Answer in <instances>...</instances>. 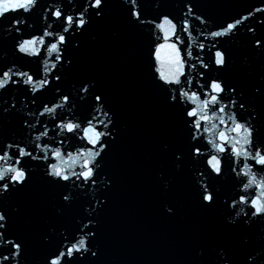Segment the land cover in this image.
<instances>
[{"label": "snow or ice", "instance_id": "1", "mask_svg": "<svg viewBox=\"0 0 264 264\" xmlns=\"http://www.w3.org/2000/svg\"><path fill=\"white\" fill-rule=\"evenodd\" d=\"M169 3L0 0V264H112L103 217L117 181L105 168L122 129L109 87L80 72L78 54L114 9L125 28L148 36V84L175 138L159 143L160 159L188 170L196 207L222 211L230 236L188 264H264V0L220 23L197 0H171L164 11ZM240 42L252 53L245 67L260 62L244 81L229 78L225 48ZM160 182L166 191L173 183L163 173ZM37 191L52 208L43 227L25 209Z\"/></svg>", "mask_w": 264, "mask_h": 264}, {"label": "water", "instance_id": "2", "mask_svg": "<svg viewBox=\"0 0 264 264\" xmlns=\"http://www.w3.org/2000/svg\"><path fill=\"white\" fill-rule=\"evenodd\" d=\"M257 3L259 0H197L198 11L216 23ZM163 10H173L171 0ZM39 28L37 24L35 30ZM113 32L120 33L121 43L114 42ZM93 34L96 39L86 37L78 54L79 69L82 74H98L109 87L123 138L122 147L109 157L105 168L117 181L113 204L103 217L107 259L112 264H188L198 258L201 248L211 255L213 247L230 236L221 230L222 211L204 213L196 207L188 170L178 174L170 159L162 160L158 155L159 143L174 144L175 138L172 117L158 111L157 94L148 84L147 34L125 28L115 9L109 24L102 30L94 29ZM7 48L11 53L10 42ZM225 48L234 61L230 79L249 80L259 71L258 59H252L250 68L243 64L245 57L252 56L246 42L226 44ZM29 67L34 70L36 65ZM43 99H51V94ZM162 173L173 181L167 191L160 182ZM223 191L231 194V185ZM169 204L176 208L175 216L166 214ZM25 209L41 227V218L52 215L47 196L39 191L34 203L25 202ZM242 255L237 249L236 259L241 260Z\"/></svg>", "mask_w": 264, "mask_h": 264}]
</instances>
